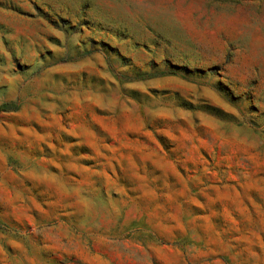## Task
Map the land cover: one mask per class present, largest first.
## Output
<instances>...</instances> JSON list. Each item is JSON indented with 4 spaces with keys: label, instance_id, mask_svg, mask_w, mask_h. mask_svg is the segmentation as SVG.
<instances>
[{
    "label": "rangeland",
    "instance_id": "374dc122",
    "mask_svg": "<svg viewBox=\"0 0 264 264\" xmlns=\"http://www.w3.org/2000/svg\"><path fill=\"white\" fill-rule=\"evenodd\" d=\"M0 264H264V0H0Z\"/></svg>",
    "mask_w": 264,
    "mask_h": 264
}]
</instances>
